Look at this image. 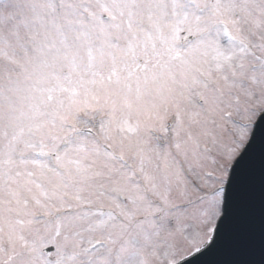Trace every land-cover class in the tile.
<instances>
[{"label":"snow or ice","instance_id":"1","mask_svg":"<svg viewBox=\"0 0 264 264\" xmlns=\"http://www.w3.org/2000/svg\"><path fill=\"white\" fill-rule=\"evenodd\" d=\"M0 264H264V0H0Z\"/></svg>","mask_w":264,"mask_h":264}]
</instances>
